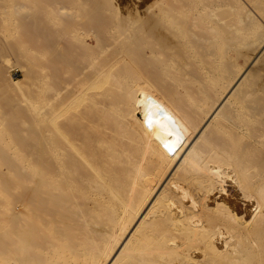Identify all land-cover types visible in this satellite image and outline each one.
<instances>
[{
  "label": "bare ground",
  "instance_id": "6f19581e",
  "mask_svg": "<svg viewBox=\"0 0 264 264\" xmlns=\"http://www.w3.org/2000/svg\"><path fill=\"white\" fill-rule=\"evenodd\" d=\"M174 2L177 31L48 36L43 139L0 176V264H264V36L236 57Z\"/></svg>",
  "mask_w": 264,
  "mask_h": 264
},
{
  "label": "rangeland",
  "instance_id": "374dc122",
  "mask_svg": "<svg viewBox=\"0 0 264 264\" xmlns=\"http://www.w3.org/2000/svg\"><path fill=\"white\" fill-rule=\"evenodd\" d=\"M167 1L0 0V154L4 152L11 161L0 157L1 177L10 175L9 167L14 160L26 158L30 145L43 139L44 48L48 36L53 31H95L98 36L106 31H177L171 17L175 2ZM193 3L216 16L217 31L223 34L221 49L235 50L236 57L246 58L264 36V0H193ZM187 28L186 22L183 29ZM263 56L250 69L255 74L249 71L248 84L264 83ZM202 76H198L199 81L211 84L212 78ZM256 160L259 170H264V155ZM224 186L233 198L231 184Z\"/></svg>",
  "mask_w": 264,
  "mask_h": 264
}]
</instances>
